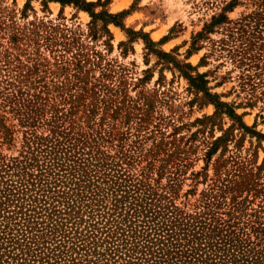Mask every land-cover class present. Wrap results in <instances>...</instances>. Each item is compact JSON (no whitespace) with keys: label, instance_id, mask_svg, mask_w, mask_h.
I'll return each instance as SVG.
<instances>
[{"label":"rangeland","instance_id":"obj_1","mask_svg":"<svg viewBox=\"0 0 264 264\" xmlns=\"http://www.w3.org/2000/svg\"><path fill=\"white\" fill-rule=\"evenodd\" d=\"M84 2L95 14L125 11L123 29L153 45L71 5L0 0V123L10 131L0 159L24 150L4 98L37 96L35 134L55 116L161 204L264 256V0ZM183 64L247 131L189 86Z\"/></svg>","mask_w":264,"mask_h":264},{"label":"trees","instance_id":"obj_2","mask_svg":"<svg viewBox=\"0 0 264 264\" xmlns=\"http://www.w3.org/2000/svg\"><path fill=\"white\" fill-rule=\"evenodd\" d=\"M40 1L71 5L92 21L124 30L120 20L125 11L95 14L93 4L84 0ZM124 31L141 38L146 48L153 45L140 32ZM178 67L190 87L247 131L205 91L200 75H189L188 64ZM11 97L4 98L3 106L25 129L24 150L8 161L0 159V264H264V256L241 246L230 232L221 234L201 215L180 216L138 182L118 174L84 136L59 130L55 116L43 121L46 135L35 134L30 128L44 119L43 104L37 96L22 102ZM9 133L0 123V139L6 142Z\"/></svg>","mask_w":264,"mask_h":264}]
</instances>
